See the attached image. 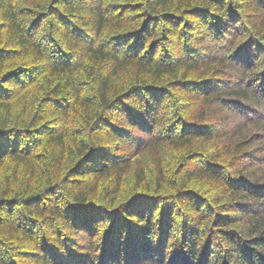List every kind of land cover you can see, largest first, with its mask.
Returning a JSON list of instances; mask_svg holds the SVG:
<instances>
[{"label":"trees","instance_id":"trees-1","mask_svg":"<svg viewBox=\"0 0 264 264\" xmlns=\"http://www.w3.org/2000/svg\"><path fill=\"white\" fill-rule=\"evenodd\" d=\"M0 264H264V0H0Z\"/></svg>","mask_w":264,"mask_h":264}]
</instances>
